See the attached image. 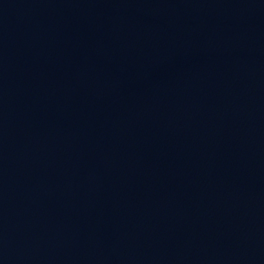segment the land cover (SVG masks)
Wrapping results in <instances>:
<instances>
[{"label":"water","instance_id":"95a60500","mask_svg":"<svg viewBox=\"0 0 264 264\" xmlns=\"http://www.w3.org/2000/svg\"><path fill=\"white\" fill-rule=\"evenodd\" d=\"M0 264H264V0H0Z\"/></svg>","mask_w":264,"mask_h":264}]
</instances>
